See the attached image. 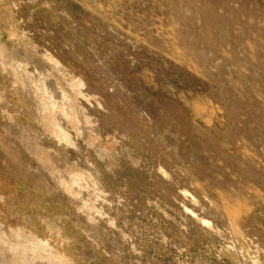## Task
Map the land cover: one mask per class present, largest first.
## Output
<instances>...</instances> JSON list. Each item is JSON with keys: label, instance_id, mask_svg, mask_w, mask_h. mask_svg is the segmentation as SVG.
<instances>
[{"label": "rangeland", "instance_id": "obj_1", "mask_svg": "<svg viewBox=\"0 0 264 264\" xmlns=\"http://www.w3.org/2000/svg\"><path fill=\"white\" fill-rule=\"evenodd\" d=\"M0 264H264V0H0Z\"/></svg>", "mask_w": 264, "mask_h": 264}]
</instances>
